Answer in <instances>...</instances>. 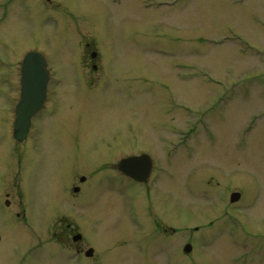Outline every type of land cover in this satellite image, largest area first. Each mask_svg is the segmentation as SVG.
<instances>
[{
	"label": "rangeland",
	"instance_id": "1",
	"mask_svg": "<svg viewBox=\"0 0 264 264\" xmlns=\"http://www.w3.org/2000/svg\"><path fill=\"white\" fill-rule=\"evenodd\" d=\"M17 1L0 0V77L9 81L7 91L19 98L20 64L40 51L54 76L67 81L57 91L74 95L79 45L100 34L103 63L90 74L105 76L108 69L120 83L97 85L93 99L78 104L66 100L72 107L66 125L93 131L130 125L143 130V148L171 157L163 181L169 192L157 188L155 196L173 201L166 204L175 229L173 264H264V0H24V14ZM70 6L92 15H61ZM46 177H31L36 193ZM234 192L241 199L232 205ZM114 200L116 208L95 213L104 219L95 220V234L115 239L95 256L106 261L94 264H166L161 252L150 253L156 247L149 246L148 256L144 245H131L118 232L126 216ZM44 214H37L28 240L42 255L59 253L50 212ZM120 234L129 245L118 244ZM18 243L1 245L0 252Z\"/></svg>",
	"mask_w": 264,
	"mask_h": 264
},
{
	"label": "flooded vegetation",
	"instance_id": "2",
	"mask_svg": "<svg viewBox=\"0 0 264 264\" xmlns=\"http://www.w3.org/2000/svg\"><path fill=\"white\" fill-rule=\"evenodd\" d=\"M43 1L48 4L52 2ZM10 2L15 3L13 0ZM64 2L70 5L68 0ZM19 3L23 4L20 14L26 13L24 0H19ZM112 3L121 4V1L113 0ZM14 5L10 6L9 15ZM45 9L40 14L44 11L43 15H47ZM71 10L61 12V15H92L73 7ZM100 39H95V43L84 42L79 45V55L73 50L79 56L80 63L75 68L81 72L72 77V83L77 84L72 96L57 91V87L67 81L65 77L54 76L48 62L50 77L46 99L32 119L22 142L15 138L16 109L23 88L22 62L19 98L7 91L9 81L4 76L0 77L3 84L0 87V118L4 120L8 117L6 124L0 125L5 129L0 134V246L21 242L17 239V233L23 235L24 239L18 245L0 252V264H94L101 258L100 254V258H96L101 246L104 243L109 245L115 239V235L112 239H106L95 234V226L104 220L96 219L95 213L116 208L115 197L119 199L118 206L124 209L126 216L125 224L118 232L129 236L131 245H144L143 252L146 251V255L152 257L150 253L161 252L166 257V264H173L175 229L172 227V210L167 209L173 201L166 195L155 196L157 188H166V192H169L163 181L173 167L171 157H158L153 148H143L144 140L140 135L143 130H135L130 125L113 126L114 129L104 127L94 131L82 123L72 125L71 128L66 125L71 118L66 112L72 110V107L66 106V100H74L73 104H78L85 98L93 99L92 92H97L99 86L95 89L93 87L100 85L99 89L104 90L110 83H120V78L110 77L108 69L105 76L90 74L98 72L100 62L103 63L104 51H100L97 45ZM72 64L71 68H74ZM54 88L56 91L52 90ZM86 128L88 137L84 132ZM173 133L174 129L169 135ZM165 160L167 168L171 167L168 170L163 167L162 161ZM32 176L43 179L47 176L45 189L42 186L36 193L30 183ZM48 211L50 215L46 221L49 227L54 228L53 237L61 252L42 255L43 252L36 251L40 245L31 247L29 231L39 225L35 219L37 214L43 216ZM117 239L118 244L123 243L124 234H120ZM193 239L189 235L187 245H192ZM149 246L156 249L149 253ZM101 259L102 262L106 261Z\"/></svg>",
	"mask_w": 264,
	"mask_h": 264
},
{
	"label": "water",
	"instance_id": "3",
	"mask_svg": "<svg viewBox=\"0 0 264 264\" xmlns=\"http://www.w3.org/2000/svg\"><path fill=\"white\" fill-rule=\"evenodd\" d=\"M50 73L48 63L43 55L37 52L27 54L22 66V97L16 109L15 138L22 142L25 139L32 118L38 113L46 99ZM240 193L231 195V203H237ZM192 251L191 246L185 247V253Z\"/></svg>",
	"mask_w": 264,
	"mask_h": 264
}]
</instances>
